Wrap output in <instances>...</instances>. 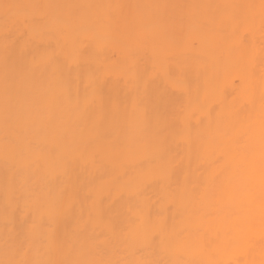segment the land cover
<instances>
[{
	"label": "bare ground",
	"instance_id": "obj_1",
	"mask_svg": "<svg viewBox=\"0 0 264 264\" xmlns=\"http://www.w3.org/2000/svg\"><path fill=\"white\" fill-rule=\"evenodd\" d=\"M0 264H264V0H0Z\"/></svg>",
	"mask_w": 264,
	"mask_h": 264
},
{
	"label": "rangeland",
	"instance_id": "obj_2",
	"mask_svg": "<svg viewBox=\"0 0 264 264\" xmlns=\"http://www.w3.org/2000/svg\"><path fill=\"white\" fill-rule=\"evenodd\" d=\"M195 39H196V38H195ZM195 39H194V40H195ZM199 40H200V39H199ZM195 41H196V43H197V42H198V39L195 40ZM195 41H194V42H195ZM179 42H180V41H179ZM199 43H200V42H199ZM193 44H194V43H193ZM198 45H199V44H198ZM113 49H114V44H113V45H108V46H107V50H108V51H112ZM105 93H106V92H105ZM103 94H104V93H103ZM103 94H102V95H103ZM104 96H105V95H104Z\"/></svg>",
	"mask_w": 264,
	"mask_h": 264
}]
</instances>
